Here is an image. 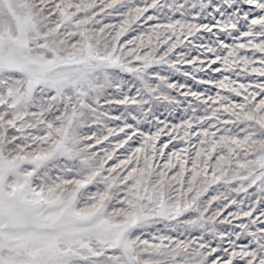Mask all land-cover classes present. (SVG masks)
<instances>
[{"label":"snow or ice","instance_id":"1","mask_svg":"<svg viewBox=\"0 0 264 264\" xmlns=\"http://www.w3.org/2000/svg\"><path fill=\"white\" fill-rule=\"evenodd\" d=\"M0 264H264V0H0Z\"/></svg>","mask_w":264,"mask_h":264}]
</instances>
